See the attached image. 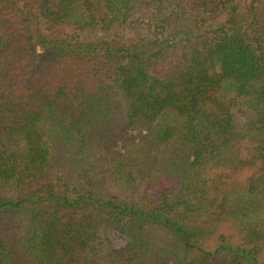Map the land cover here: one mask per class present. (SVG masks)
I'll return each mask as SVG.
<instances>
[{
  "label": "trees",
  "instance_id": "obj_1",
  "mask_svg": "<svg viewBox=\"0 0 264 264\" xmlns=\"http://www.w3.org/2000/svg\"><path fill=\"white\" fill-rule=\"evenodd\" d=\"M0 264H264V0H0Z\"/></svg>",
  "mask_w": 264,
  "mask_h": 264
},
{
  "label": "rangeland",
  "instance_id": "obj_2",
  "mask_svg": "<svg viewBox=\"0 0 264 264\" xmlns=\"http://www.w3.org/2000/svg\"><path fill=\"white\" fill-rule=\"evenodd\" d=\"M130 133L137 134V131L136 130H131ZM131 140L132 139H130L129 141H131ZM122 145H123V140L120 139L119 143L117 144V148L118 149H122ZM110 186H111V184L108 183L106 187H110ZM112 191L113 192H117L118 190L116 188H113ZM109 236H110V239L112 241V246L115 247V248H118V247L124 245L126 240H127L126 236H124L122 233H119V232H116V231L110 232Z\"/></svg>",
  "mask_w": 264,
  "mask_h": 264
}]
</instances>
